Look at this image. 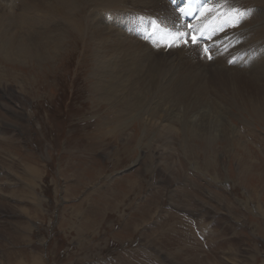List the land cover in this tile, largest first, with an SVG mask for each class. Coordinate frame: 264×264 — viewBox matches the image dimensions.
Returning <instances> with one entry per match:
<instances>
[{
	"label": "rangeland",
	"instance_id": "1",
	"mask_svg": "<svg viewBox=\"0 0 264 264\" xmlns=\"http://www.w3.org/2000/svg\"><path fill=\"white\" fill-rule=\"evenodd\" d=\"M27 1L0 0V40L48 35ZM80 28L53 58L0 51V264H264L258 92L192 51L104 67Z\"/></svg>",
	"mask_w": 264,
	"mask_h": 264
},
{
	"label": "bare ground",
	"instance_id": "2",
	"mask_svg": "<svg viewBox=\"0 0 264 264\" xmlns=\"http://www.w3.org/2000/svg\"><path fill=\"white\" fill-rule=\"evenodd\" d=\"M173 1L179 0H51L48 3H46V0H31L30 3L27 1L26 10L25 7L22 8L19 15L32 14L38 11L44 12L39 22L35 23L29 31H32L38 25H42L44 32H49L48 35L38 40L31 34L30 38H25L14 46L11 45L10 41L0 40V51L10 57L15 56L18 58L20 56L27 59V56H31L38 60L37 54L41 56V54L48 52V54L52 53L53 58L58 55L63 47L68 33L71 34L74 29L80 26L81 33L88 31L89 35L95 37L98 46H101L100 50H103L102 59H107L109 62L106 65L101 60L99 65L104 64V67H113V69L122 66L130 67L139 59H148L155 55L163 58L173 57L170 63L180 65L185 64L183 58L189 51H192L195 55L198 54L201 60H206V63H208L206 58H202L197 47L172 49L165 52L137 32L138 26L146 25L149 29L151 18L159 19L168 25H175L178 17ZM43 3L48 6V10L40 8ZM87 6L91 8L85 11ZM253 6L262 10L259 12H263L258 18L252 10ZM232 7L247 11V17L237 23L232 19L233 14L230 11ZM39 8L43 10H39ZM45 11H47V14H54L56 18L48 22L49 18ZM222 12H224V16L221 19L228 18L227 25L224 31L223 29L219 30L215 36L213 43L215 58L211 63H208V67L223 72L231 71L232 73L233 71L234 75L232 74V77H234V80L240 81L238 84L242 85L244 83L247 88H254L258 92V104L261 103L262 105L264 100V0H224ZM4 13L0 8V26L2 25L1 16H6ZM97 14L99 18H97ZM114 17H116V22ZM207 17L211 16L207 15ZM82 18L92 19V25H90L92 27L87 30L89 25L87 27L84 25L85 23L79 22V19ZM253 23H256V29L253 28ZM253 30L257 33V43L260 47L257 52L253 51L255 47L250 46L248 41ZM0 36H2L1 31ZM139 38L140 41H137ZM248 54H251L250 60ZM240 56H242V65L238 58ZM49 58L51 59V56L45 57L43 61ZM225 60H229L235 70H231L232 66L228 69L224 67L228 64H225ZM219 62L223 63L224 66H220ZM255 65L258 70L255 68L256 70L250 71L249 68L254 69Z\"/></svg>",
	"mask_w": 264,
	"mask_h": 264
},
{
	"label": "snow or ice",
	"instance_id": "3",
	"mask_svg": "<svg viewBox=\"0 0 264 264\" xmlns=\"http://www.w3.org/2000/svg\"><path fill=\"white\" fill-rule=\"evenodd\" d=\"M193 5L199 6L197 8V12L195 13L198 16H205L206 14L208 16L217 15V14L224 15V13L222 12V8L224 6V0H190L189 7L187 9L180 8L179 11L181 12L182 15L192 16L194 15L192 11ZM230 11L233 14L232 19H234L237 23L242 19L246 18L248 15L247 11H241L240 9L235 7H232ZM201 35H203V33H201ZM177 37L179 39H183L185 43H187L188 37H191L193 44L199 42V37H196L191 33H179L177 34ZM174 43L175 42L173 41V44ZM168 46H173V45H168ZM205 51H207V49H205Z\"/></svg>",
	"mask_w": 264,
	"mask_h": 264
}]
</instances>
